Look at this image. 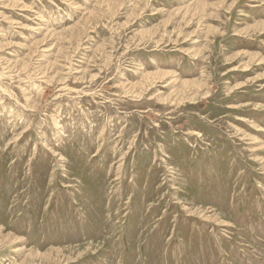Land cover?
Masks as SVG:
<instances>
[{
  "label": "rangeland",
  "instance_id": "obj_1",
  "mask_svg": "<svg viewBox=\"0 0 264 264\" xmlns=\"http://www.w3.org/2000/svg\"><path fill=\"white\" fill-rule=\"evenodd\" d=\"M0 264H264V0H0Z\"/></svg>",
  "mask_w": 264,
  "mask_h": 264
},
{
  "label": "bare ground",
  "instance_id": "obj_2",
  "mask_svg": "<svg viewBox=\"0 0 264 264\" xmlns=\"http://www.w3.org/2000/svg\"><path fill=\"white\" fill-rule=\"evenodd\" d=\"M192 24V23H191ZM79 27V26H78ZM33 30V29H32ZM9 52V51H8ZM14 62H15V60H14ZM147 79V78H146ZM32 95V94H31Z\"/></svg>",
  "mask_w": 264,
  "mask_h": 264
}]
</instances>
